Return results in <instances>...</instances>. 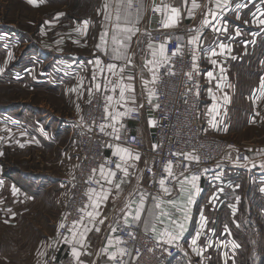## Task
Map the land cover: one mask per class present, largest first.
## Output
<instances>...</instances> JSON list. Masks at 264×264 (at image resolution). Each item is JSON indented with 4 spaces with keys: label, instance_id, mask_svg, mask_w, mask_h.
<instances>
[{
    "label": "crops",
    "instance_id": "1",
    "mask_svg": "<svg viewBox=\"0 0 264 264\" xmlns=\"http://www.w3.org/2000/svg\"><path fill=\"white\" fill-rule=\"evenodd\" d=\"M17 1L23 9L25 7L31 9L34 15H31L29 20H18L17 23L11 24L12 27L6 22H0V68L4 69L0 72V117L5 121L8 120L14 127L7 134L3 155H0V181H3L0 185V201H2L0 203V264H44L49 256L62 258L68 254L72 255V246L64 243L58 235V233L63 234L62 230L57 228L54 233L49 227L46 229V223L53 221L54 210L59 209L58 205H62L59 199L64 196L66 200L68 186L77 172L78 150L75 143H72V135L65 134L70 130L69 115L80 116L83 104L86 105L96 91L93 87L95 83L103 85L105 76L113 83L118 80L107 71L102 76L97 66L91 63L96 58L102 61L100 67L108 63H116L117 72L119 66H124L121 75L125 77V83L129 82L127 76L134 77L131 83L135 87V104L131 101L124 106L113 103L109 110L125 112L126 108L134 109L135 105L139 107L143 105L140 107L143 120L129 119V124L135 132L144 137L146 150L139 152L132 149L134 152H139L140 160L135 162L134 169H129L131 174L127 179L130 183L121 185L122 192L112 190L106 205L101 204L99 209L101 215L97 218V226L100 227V231L96 232L93 229L87 234L85 245L82 248L77 246L83 253L79 259L84 264H114V261L109 259L108 253H117L118 243H116V231H110L109 226L116 229L117 221H124L129 193L136 188L148 192L144 169L151 161L154 145L151 133L154 125L150 121L155 120L149 115L150 109L154 106V98L151 104L148 103L147 89L143 81H151L153 74L157 77L161 67L147 64V61L152 59V51L159 52L160 43L154 41V35L160 31L165 37H184L186 30L195 29L200 24L205 0H197L201 8L194 10V18L188 17V9L183 6L182 0H156V4L162 9L167 6L179 8L181 11L176 25L169 28L163 27L160 23L167 13L154 12L153 0H134L130 19L134 22L139 16L140 23L137 25L139 32L132 37L130 47L127 49L130 64L123 60L111 59L112 26L115 22L118 0H35L34 3H29L28 0ZM105 4L108 5L107 8ZM232 4L233 6L247 4V6L238 11H226L222 18L213 23L218 24L226 20L229 33H233L238 28L241 35L233 36L229 40L225 35L218 36L217 33L205 29L201 47L198 49L204 74L201 116L206 131L234 136L245 142L244 147L256 167H252V163L246 166L238 165L235 163L234 155L228 156L225 161V183L232 190L223 193L222 202L227 203L229 207L245 204L251 209V206L257 207L258 204L252 199L253 193L264 202V191H261L264 188V169L259 167L264 163V155L258 154L264 152V88H262L264 28L251 23L252 14L259 15L258 10H264V0H256L255 4L249 3L248 0H232ZM190 7L191 0L188 4V8ZM40 8L43 10L40 11ZM125 9L126 4L121 8L122 23ZM58 13L64 15L56 19ZM106 15H111L112 20H105ZM237 15L239 19L236 18ZM246 20L249 23H244ZM83 21H89L86 28ZM77 27L80 28L79 32L76 31ZM105 30L108 31V55H104L97 48L100 35ZM253 33L257 34L253 35ZM11 34H15V46L19 45L22 48L18 51L21 58L15 63L17 68L14 70L9 69L7 62L10 51L6 45ZM217 38L230 44L231 52L210 57V47H215ZM29 50H31L28 53L30 56L24 60L22 56ZM216 51L220 50L216 48ZM15 55L18 57L17 53ZM107 58L110 61L106 62ZM157 59L161 58L157 56ZM211 59H217L218 63L211 64ZM221 67L224 68L223 72L220 70ZM208 71L213 72L211 79L207 76ZM93 72L97 73L95 81L92 80ZM31 82L36 83L34 87L38 95L39 92L46 95L45 101L41 102L37 97L33 98V93L29 94L28 99L16 94L15 99L10 100L13 96L12 93L8 94L10 84H17L16 90L19 91L20 87L24 88V84ZM154 84L150 83L148 87L153 89ZM101 91L106 96L113 95L114 100L118 99L119 89L116 93L110 90L104 92L103 89ZM225 96L228 97L227 100ZM214 105L215 112L212 111ZM132 113L133 111L128 112L122 117L130 118ZM257 115L260 119L253 121L252 116ZM20 123L24 124L22 128L19 127ZM25 128L31 129V136L25 133ZM111 141L113 145L120 143L121 146L129 147L124 141H116L113 137ZM44 143L50 149H47ZM113 151L114 148H111L108 153L112 154ZM141 175L142 180L139 179ZM96 178L99 179V172L96 173ZM198 185L201 192L190 208L187 231L180 240L179 247L184 258L191 261L195 255L191 240L197 232L201 214L203 216L206 214L205 202L208 198L203 194H206L205 190L210 186L204 179L199 180ZM13 187L18 191L13 193ZM105 187L107 188L108 185L105 184ZM210 187L218 192L217 186ZM238 188H241V191L244 189L245 194H238V197L234 198ZM228 194L234 195L228 197ZM175 196L176 192L173 191L172 197ZM217 199L211 198L214 202ZM200 203L202 207L199 206ZM9 209L11 212L8 211ZM148 209H151L150 204ZM165 210L169 209L165 208ZM260 211L263 213V209ZM63 212L64 210L61 211L57 226L62 222ZM100 219H104L102 225L98 223ZM128 221L134 220L128 217ZM63 235L70 236L71 233L67 232ZM107 238L113 239V245L108 247V252H101V249L107 246ZM202 241L209 242V237L205 236ZM223 248L220 247L218 253H215L219 254L216 256L220 261L226 258ZM213 256L214 253H209L205 257V264L210 262Z\"/></svg>",
    "mask_w": 264,
    "mask_h": 264
},
{
    "label": "built area",
    "instance_id": "2",
    "mask_svg": "<svg viewBox=\"0 0 264 264\" xmlns=\"http://www.w3.org/2000/svg\"><path fill=\"white\" fill-rule=\"evenodd\" d=\"M194 35V31L186 30L184 37H165L162 32H157L154 35V41L165 44L169 60L160 67L157 75V80L153 85L155 92L154 106L151 108L149 115L155 119V125L152 131L154 145L151 151V161L144 169V175L147 181V190L153 194L161 193L158 180L166 178V186L172 187L173 177H168L164 172V167L169 161L173 164L174 175L184 171V165L189 161L183 156L171 155L170 153H192L200 157L199 163L192 162L189 169L190 172L199 173L203 169H208L206 174L201 175L200 180H206L211 186H226V163L229 155H234L235 163L238 165H248L250 162L244 157H249L248 151L235 139L229 138L226 135H218L204 129L201 110V93L203 92V67L201 60L198 57V49L195 54L196 61L191 58L189 49L193 46L187 44L188 39ZM180 52L176 55L177 48ZM110 61L109 58L106 62ZM196 68H192L193 64ZM169 70L171 73L169 74ZM193 72V77L189 80L187 73ZM191 89V91H190ZM199 95H196V93ZM91 100V103H89ZM85 105L83 112L78 117H70L68 126L75 139L78 149V167L75 178L68 186L67 190V205L63 212L62 222L67 228H70L72 222L78 220L82 213L79 208L84 207L87 203L85 193L89 187L99 189V185L95 183H86L89 176L92 175L91 170L97 168L105 158L111 157L113 161L119 162L118 157L109 154L111 148L106 147V144H111L112 136L105 135L99 131V125L102 122L113 123L111 118L105 121V105L106 95L102 91H94ZM159 104L157 108L155 105ZM110 111V110H109ZM253 120L255 119L252 116ZM129 119L142 121L143 115L138 105L134 106L132 117H121L118 122H115V127L119 129L120 140L124 141L129 147L137 151L146 150V141L144 137L135 132L129 124ZM22 128V123L19 124ZM123 125V127H121ZM13 126L8 120H3L0 117V152L5 146V138ZM112 128H106V132H111ZM27 135H32L29 128L24 129ZM232 147H229V146ZM237 156L239 162L237 163ZM250 158V157H249ZM179 161V164L177 163ZM114 168V164L111 165ZM152 169V172L148 171ZM98 172V171H97ZM155 173V177L153 176ZM187 174V173H186ZM122 173L117 172L116 179H120ZM220 178L217 179L216 177ZM97 179V178H96ZM157 183H153V180ZM67 216V219H65ZM205 217V216H204ZM206 218L205 226L201 229V221L197 224V232H201V236L197 242V246L203 249L202 255L193 256L195 258L205 259V257L214 251H218L220 247H224L225 253L228 256L235 254L236 248L233 247L232 238H227L224 246L223 237L217 234L214 223L209 224ZM131 227H128L124 221H120L116 226V236L124 243L118 244L119 248L123 247L131 253L129 255H117L114 264H194L191 260L185 259L183 252L175 245L168 246L169 252H164L162 247L157 246V240L151 231L145 232L142 226H138L135 221H128ZM66 229H61L63 234L67 233ZM135 234V239L129 233ZM208 233V235H206ZM230 235V234H229ZM209 237L211 247H207L208 241H202L204 237ZM230 237V236H229ZM192 238V239H193ZM180 243V242H179ZM151 249V251H150ZM49 256L45 259L44 264H78L74 257L70 254L52 259Z\"/></svg>",
    "mask_w": 264,
    "mask_h": 264
},
{
    "label": "snow or ice",
    "instance_id": "3",
    "mask_svg": "<svg viewBox=\"0 0 264 264\" xmlns=\"http://www.w3.org/2000/svg\"><path fill=\"white\" fill-rule=\"evenodd\" d=\"M29 3H34L35 0H28ZM183 6L187 8V14L189 18H194V10L200 9L201 5L197 2V0H191V7L188 8L189 0H182ZM249 3L255 4L256 0H248ZM134 0H118L116 11H115V22L112 26V36H111V43L113 47L111 48V59L113 61H125L126 63L130 64L131 60H129L127 55V49L130 47V43L132 40V37L136 35L137 32H139V28L137 25L140 23L139 16L136 18V20L133 22L130 17L132 15L131 8L133 7ZM154 12H161L164 11L167 13L165 17H163L160 21V23L165 28L173 27L176 25L178 18L181 15V11L179 8H168L165 6V8H161L159 5L156 4V0H153ZM126 4L125 14L123 16V23L122 16H121V8L124 7ZM247 4H236L233 6L232 0H205L204 3V10L201 13L202 20L200 24L195 29H190L189 31H194L196 34L192 35L188 41L187 44L193 46L191 49H189L191 53V58L193 61H196L197 56L195 54L196 49H199L201 47L203 33L205 29H209L214 33H217L219 35H225L227 39L231 40L233 36H240L241 32L239 29H235L233 33H229L228 31V23L227 21H222L221 23L214 24L213 21H217L220 18L223 17L226 11H238L242 7H246ZM108 5L105 4V8H107ZM259 15L256 13H253V19L251 23L256 24L257 26L264 28V10H258ZM64 15L63 13H58L56 19L59 18V16ZM210 17V18H209ZM239 19V15L236 17ZM105 20H112L111 15H106ZM85 28L87 27L89 21H83L82 22ZM244 23H249V21H244ZM76 31L79 32L80 28L77 27ZM257 33H253V35H256ZM108 31L105 30L100 35V42L97 45V48L100 49L104 55L109 54L108 49ZM179 39V38H178ZM149 47H152L149 45ZM216 48H218L220 51L217 52ZM180 52V48L178 47L176 52L172 53V55H176ZM231 52V46L230 44H226L223 41H220L217 38V42L215 44V47H210L209 54L210 57H217L220 55H224L225 53ZM157 56H159L161 59H157ZM11 58V54L9 53V59ZM234 58V57H233ZM169 60V56L166 54V48L165 44L161 43L159 45V52L156 50L152 51V59L147 61V64H152L155 66H163L167 61ZM211 64L216 65L218 63L217 59H211ZM94 65L97 66L99 73L103 76L105 71L108 73H111L113 76H116L118 78L116 83H113L112 80L107 79V77H104V83L103 85L101 83H95L93 85L94 89L96 91H101L103 89L104 92H108L109 90L112 93H116L117 89H119V95L118 99L114 100L113 95H107L106 101L109 102L105 105L104 112H105V121H107L108 118H111V121L113 123H106L102 122L99 125V131L105 135L112 136L114 140L119 141V129L115 127V122H118L120 118L124 115H126L128 112L134 111L132 108H126L125 112H121L118 110L115 111H109V107L111 104L115 105H127L129 101H131L133 104H135V87L133 83H131L132 80H134V77L127 76L126 79L129 81L128 83H125V77L121 75L124 72V66H119V72H117L118 65L116 63H108L104 65L103 67H100L102 64V61L100 58H96L94 61H92ZM192 68H196V64L194 63L192 65ZM151 70V69H150ZM221 72L224 71V68L221 67ZM4 69L0 68V72H3ZM169 74L171 73V70H169ZM187 76L189 80L193 77V72L189 71L187 73ZM207 76L211 79L213 77V72L208 71ZM97 78V73L93 72L92 74V80L95 81ZM157 80V77L155 74H153L151 81H143L144 87L147 89V99L148 103L151 104L152 98L155 97V92L151 87H148L150 83H155ZM262 88H264V83H262ZM191 91V89H190ZM89 92H91V89H89ZM126 93L128 94L126 96ZM143 94V92L141 93ZM196 95H199L197 92ZM214 98V97H213ZM228 97L225 96V100H227ZM89 103H91V100H89ZM157 108L159 107V104L155 105ZM140 107H143V105H140ZM213 112L216 111L215 105L212 109ZM151 124L155 125V121H150ZM112 128L111 132H106V128ZM123 127V125H121ZM215 127V124L213 125ZM225 131L227 129H224ZM108 148H114V151L112 155L114 157L119 158V162L113 161L111 157L105 158L103 162H101L97 168H93L91 170L92 175L89 176L86 183H95L99 185V191H97L96 188L89 187L87 192L85 193L87 197V203L84 207H81L78 209L82 215L78 220H75L72 222V225L70 228H67L66 224L64 222H61L58 226L59 229H66L67 231L71 233L70 236L63 235L62 233H58V235L61 236L64 243H67L72 246L71 254L76 259L78 264H84L83 261H80V256L83 254L77 246H80L81 248L85 245L87 234L93 229L96 232L100 231V227L97 226V218L101 215L99 212L101 204H105L108 201L109 196L112 194V190L115 189L118 192H122L123 189L121 187L122 184L130 183V181L127 179L130 176L129 169L135 168V162L140 160V154L139 152H134L131 147H124L121 146L120 143L116 144H106L105 145ZM23 147V145H21ZM156 145H154V148ZM229 147H232L231 145ZM249 151H252L249 149ZM171 155L181 156L183 155L188 161V164H185L184 171L179 173V175H174L173 173V164L171 161L167 163L164 167V172L167 173L168 177H173V186L169 187L166 186L167 180L166 178H160L158 180L159 188L162 190L161 193L153 194L151 192H145L141 190L140 188H136L133 192L129 193V199L126 204L127 208V214L124 219V223L131 227V224L128 223V217H131L132 220L137 222L138 226H142L144 228V231L147 233L151 231V233L154 234L156 240H157V246L162 247L164 252H169V255L171 254L169 251L168 246L175 245L176 247H180V240L183 238L184 233L187 231V225L190 220V208L195 203L196 197L201 192V188L198 185V181L201 179V175L206 174L208 169H203L201 172H190L189 169L191 167L192 162L199 163L200 157L198 155H194L192 153H170ZM258 154L264 155V152H260ZM0 155H3L2 152H0ZM230 159V157H229ZM239 156H237L236 160L237 163L239 162ZM245 160H248L250 163H252V167H256V164L250 160L249 157H244ZM129 161H132V163H129ZM179 164V161H177ZM114 164V168L111 167V165ZM246 166V165H245ZM260 168L264 169V163H261L259 165ZM99 172V179H96V173ZM149 172H152L151 168H148ZM117 172L122 173V176L119 180L116 179ZM187 173V174H186ZM153 176L155 177V173H153ZM217 179L220 177L217 176ZM140 180L143 179L142 175L139 178ZM153 183H157V181L154 179ZM3 184V181H0V185ZM105 184L108 185V187H105ZM178 185V187L176 186ZM13 193L17 192L18 190L13 187L12 189ZM176 192V196L172 197V192ZM219 191H223V189H220ZM261 191H264V188L261 189ZM165 197H172L170 199H166ZM212 199H215V197H212ZM2 203V201H0ZM151 205V209H148V205ZM135 205V207H133ZM91 210H88V209ZM165 208L169 210H165ZM11 212V209L8 210ZM65 219H67V216H65ZM106 219V217L104 218ZM104 219H100L98 223L102 225L104 223ZM85 221H87L85 223ZM201 221V229L204 228L206 217L201 214L200 216ZM7 222V221H6ZM119 223V221H117ZM91 225V227H89ZM79 226V227H78ZM82 228V230H81ZM110 231L115 232L116 229L109 226ZM79 233V235H77ZM201 232H198L196 234V237L191 240V246L192 250L199 256L202 255L203 249L197 246V242L201 236ZM130 236H132L133 239H135L134 233H129ZM116 243L122 244L124 241H122L120 238H116ZM113 245V239L107 238V246L105 248L101 249V252H108V247ZM212 243L209 242L207 244V247H211ZM233 247H239V245H236L233 241ZM151 251V249H150ZM90 254V253H89ZM129 255L131 256V253L128 252L127 249L121 247L118 250V253L116 252H110L108 253L109 259L112 261H115L117 259V255ZM225 256L227 257V253H225ZM52 259L54 260L55 257L53 256ZM123 264H128V262H123ZM225 264L227 262L225 261Z\"/></svg>",
    "mask_w": 264,
    "mask_h": 264
},
{
    "label": "rangeland",
    "instance_id": "4",
    "mask_svg": "<svg viewBox=\"0 0 264 264\" xmlns=\"http://www.w3.org/2000/svg\"><path fill=\"white\" fill-rule=\"evenodd\" d=\"M19 4L20 3H18L17 0H0V22L1 21L4 23L6 22L9 24V27H12L11 24L17 23L18 20L21 19L29 20L31 15H34V12L31 9H29L28 7H25L23 9L21 6H19ZM42 10L43 8H40V11ZM10 37L11 38L7 40L8 42L6 46L9 49L8 51H10L8 52V55L10 53L11 58L13 59H9L7 60V62L9 65V69L14 70L17 68V66H15V63L18 60H20L18 58H21V55L19 56L18 51L22 48L19 45L17 47L15 46V34L13 35L11 34ZM26 49L27 48H25V50ZM30 51L31 50L27 51V53L24 55L22 54L24 60L27 58V56H30L28 54ZM15 53H17L18 57L15 55ZM248 80L251 82V78H249ZM35 84L36 83L33 82L24 84L23 85L24 88L20 87L18 89L19 91L16 90L18 88L17 84L14 83L10 84L9 87L10 90H8V94L12 93L13 95L10 100L15 99L16 94L22 96L23 99H28L29 94L33 93L32 95L33 98L37 97L41 102L45 101L46 95L42 94V92H39L38 95L37 89L36 87H34L36 86ZM84 107L85 105L83 104V110ZM70 117H74V116L69 115L68 119ZM254 117L255 119L253 121H257L258 119H260L258 115ZM248 129L249 128H247V130ZM69 133L72 135L71 130L67 131L65 134L69 135ZM226 136L229 138H235L244 147L245 142L240 141L237 137L230 135H226ZM71 137H72V143H75V139L73 135ZM44 144L47 147V149H50L48 148V145H46V143ZM232 185L234 187L236 186L235 184ZM217 189L218 192L217 190L211 188L210 186H207V190H205L206 194L205 193L203 194V191L201 193L203 194L204 197L208 198L205 202V207H207L205 216H207L206 218L209 219L208 221L209 224L214 223L217 234L221 236V238L223 237L224 246L228 245L226 244L227 242L225 239L232 238L235 244L239 245V247L236 248L235 254H233L232 256L227 255V257L222 261L219 260L220 258L217 259V256L219 255V254L218 255L215 254L218 253L217 251L214 252L213 249L211 251H208L214 253L213 256L214 258H211L210 262H208L207 264H225V261L227 262V264H264V204H263L264 202L263 201L261 202V199L259 200V198L256 197V194L253 193L254 196H252V199L257 201L258 203L257 207H255L256 206L255 205V206H251V209H249V207L246 206L245 204H241V206H236V207L233 206L229 207L227 203L222 202V198H223V193L225 194L226 190L231 191L232 189L229 187V185L220 186ZM220 189H223V191H219ZM240 189L238 188V191L235 192L236 195L234 196V198L238 197V194L239 195L245 194L244 189L242 191ZM233 195L234 194L232 195L228 194L227 196L232 197ZM212 197L218 198L217 201L215 202L212 201L211 200ZM63 198L59 199L62 205L61 204L58 205L59 209L56 208L53 212V221L46 223V229H48L49 227L51 231H53L54 233L57 231L58 228L57 226L58 219L61 215V211L66 209L65 204L67 198L66 200L64 196ZM199 206L202 207L201 203L199 204ZM261 209H263V213H261L260 211ZM220 254L222 255V252H220ZM201 261L202 263H199ZM205 261L206 259H201V258H195V260H192L194 264H205Z\"/></svg>",
    "mask_w": 264,
    "mask_h": 264
},
{
    "label": "bare ground",
    "instance_id": "5",
    "mask_svg": "<svg viewBox=\"0 0 264 264\" xmlns=\"http://www.w3.org/2000/svg\"><path fill=\"white\" fill-rule=\"evenodd\" d=\"M16 120V118H14ZM155 120V119H154Z\"/></svg>",
    "mask_w": 264,
    "mask_h": 264
}]
</instances>
